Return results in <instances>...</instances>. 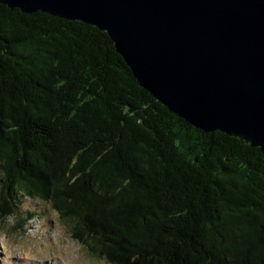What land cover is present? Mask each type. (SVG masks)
Segmentation results:
<instances>
[{
	"label": "trees",
	"instance_id": "1",
	"mask_svg": "<svg viewBox=\"0 0 264 264\" xmlns=\"http://www.w3.org/2000/svg\"><path fill=\"white\" fill-rule=\"evenodd\" d=\"M22 199L109 264H264L258 147L169 111L106 32L0 4V222Z\"/></svg>",
	"mask_w": 264,
	"mask_h": 264
},
{
	"label": "water",
	"instance_id": "2",
	"mask_svg": "<svg viewBox=\"0 0 264 264\" xmlns=\"http://www.w3.org/2000/svg\"><path fill=\"white\" fill-rule=\"evenodd\" d=\"M107 33L138 84L264 155V0H0Z\"/></svg>",
	"mask_w": 264,
	"mask_h": 264
},
{
	"label": "rangeland",
	"instance_id": "3",
	"mask_svg": "<svg viewBox=\"0 0 264 264\" xmlns=\"http://www.w3.org/2000/svg\"><path fill=\"white\" fill-rule=\"evenodd\" d=\"M16 205V216L0 222V264H109L79 247L46 206L27 199ZM28 207L37 214L23 222ZM17 222L21 226L13 230Z\"/></svg>",
	"mask_w": 264,
	"mask_h": 264
},
{
	"label": "bare ground",
	"instance_id": "4",
	"mask_svg": "<svg viewBox=\"0 0 264 264\" xmlns=\"http://www.w3.org/2000/svg\"><path fill=\"white\" fill-rule=\"evenodd\" d=\"M26 257H27V256H26ZM27 259H28V258H27ZM27 259H26V260H27ZM31 262H32V261H31Z\"/></svg>",
	"mask_w": 264,
	"mask_h": 264
}]
</instances>
